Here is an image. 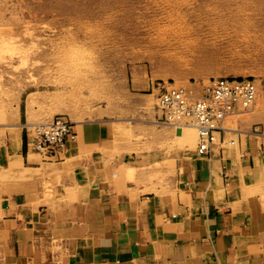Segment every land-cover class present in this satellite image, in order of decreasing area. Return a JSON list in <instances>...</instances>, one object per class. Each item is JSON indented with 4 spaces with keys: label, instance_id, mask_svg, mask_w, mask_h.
Returning a JSON list of instances; mask_svg holds the SVG:
<instances>
[{
    "label": "crops",
    "instance_id": "1",
    "mask_svg": "<svg viewBox=\"0 0 264 264\" xmlns=\"http://www.w3.org/2000/svg\"><path fill=\"white\" fill-rule=\"evenodd\" d=\"M150 89L126 91L107 121L73 125L76 143L55 157L28 149L33 125L0 133V168L56 189L31 196L0 180V264H264V128L227 127L204 156L174 152L173 183L157 186L141 168L171 137L147 108ZM13 109L18 122L37 114L26 99ZM185 121L163 128L189 131Z\"/></svg>",
    "mask_w": 264,
    "mask_h": 264
},
{
    "label": "rangeland",
    "instance_id": "2",
    "mask_svg": "<svg viewBox=\"0 0 264 264\" xmlns=\"http://www.w3.org/2000/svg\"><path fill=\"white\" fill-rule=\"evenodd\" d=\"M222 77L251 78L259 90L254 107L224 127L264 128L256 120L264 117V0H0V133L56 116L73 125L107 121V108L125 105L126 91H142L148 82L147 108L159 116L160 86L200 93ZM25 99L37 114L15 121L13 107ZM128 111L135 112L130 103ZM159 126L171 139L160 137V155L147 157L141 172L168 186L175 178L168 159L194 152V132ZM14 170L0 168L7 188L26 187L31 196L42 187L46 195L56 190L51 182L43 186L38 173L25 179Z\"/></svg>",
    "mask_w": 264,
    "mask_h": 264
},
{
    "label": "built area",
    "instance_id": "3",
    "mask_svg": "<svg viewBox=\"0 0 264 264\" xmlns=\"http://www.w3.org/2000/svg\"><path fill=\"white\" fill-rule=\"evenodd\" d=\"M157 90L156 106L162 121L180 128L181 119L188 120L199 156L206 155L217 143L218 135L226 131L224 123L228 119L250 111L258 95L255 80L238 77L214 79L200 93L173 85L160 86ZM26 133L28 149L50 157L77 140L73 124L61 116L54 117L48 124L33 125Z\"/></svg>",
    "mask_w": 264,
    "mask_h": 264
},
{
    "label": "bare ground",
    "instance_id": "4",
    "mask_svg": "<svg viewBox=\"0 0 264 264\" xmlns=\"http://www.w3.org/2000/svg\"><path fill=\"white\" fill-rule=\"evenodd\" d=\"M157 103V102H156ZM76 118V117H75ZM70 119V118H69ZM182 119H184V118H182ZM70 121V120H69ZM48 124V123H47Z\"/></svg>",
    "mask_w": 264,
    "mask_h": 264
}]
</instances>
